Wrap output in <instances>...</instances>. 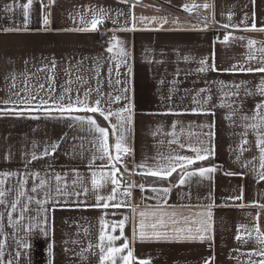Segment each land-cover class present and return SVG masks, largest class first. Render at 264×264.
<instances>
[{"label":"crops","instance_id":"0c3cea01","mask_svg":"<svg viewBox=\"0 0 264 264\" xmlns=\"http://www.w3.org/2000/svg\"><path fill=\"white\" fill-rule=\"evenodd\" d=\"M24 3L26 0H0V108L24 107L19 101L30 99L36 93L47 99L49 87L53 89V99L62 95L65 89L71 90L74 99L78 92L83 97L87 89L98 86L103 96L102 104L114 112L126 107L128 101L123 98L119 103L107 104L109 96L123 97L121 89L128 86L124 64L119 67L122 83H116V61L123 58L117 56V49L113 53L106 51L115 36L130 53L133 120L130 131H125V145L131 149L133 158L125 163L126 154L122 156L124 163L120 170L123 175H117L121 186L116 190V200L100 202L120 203L121 207H92L97 203V195L107 197L115 187L105 183L98 190L92 188V173L99 176L101 171L109 170L102 167L106 160L93 159L101 154L96 143L97 134L89 131L87 125L67 119L44 118L42 113H25L23 117L0 115V173H19L0 176L6 180L0 189L12 190L5 197L8 203L0 205V213L4 215L0 221V244L4 245L0 264H6L8 260L13 264H99V251L95 245L99 243L101 219L107 223L106 231L111 232L112 226L116 225V232L111 234L119 236L118 225L124 217L129 218L124 225L125 237L131 238L133 227L136 228V239L130 245L134 255L150 260L151 264H204L205 260L210 264H248L249 259L258 260L259 257H250L248 253L264 247L256 242L254 231L259 227L264 232V209L259 207L264 204V181L259 180L262 169L256 130L246 127L258 121L243 117L251 118L256 104L264 101V96L259 94L264 73L222 69L234 65L264 66V31L245 30L246 25L253 22V13L257 28L264 27V0H255V3L252 0H128L127 3L119 0H54L48 7L34 0L27 30L2 31L23 24V11L19 6ZM205 4L209 7L204 8ZM7 5H12V12L5 11ZM100 9L107 10L108 15L96 31L65 30L80 27L81 16L89 22L93 13ZM48 13L51 24L43 30L42 18ZM133 16L135 30H117L130 28ZM142 17L146 19L142 20ZM213 23L217 25L215 31L209 29ZM225 24L230 27L225 28ZM226 35L230 36L227 42L224 40ZM107 37L111 40L103 44L102 40ZM249 41H255V44L249 45ZM205 59L217 70L198 71L200 61ZM109 68H113L111 83ZM39 84H44L43 91L39 90ZM232 85L240 87L235 89ZM246 90L252 94L246 95ZM237 91L238 96L232 95ZM97 96L98 93L93 91L90 98L94 101ZM7 100L16 103L5 104ZM64 102L67 103V98ZM31 115L41 118L32 119ZM98 116L95 114L94 118L101 126L108 127V122L102 123ZM212 124L214 128H210ZM210 131L215 133L214 137L208 135ZM245 140L248 142L244 143ZM53 143L59 144L54 155L27 163L31 153L40 155ZM109 143H115L111 130ZM180 144L185 147L180 148ZM201 146H214L213 156L197 162L202 164L200 167H217L211 179L200 177L197 172L180 186H176L178 179L170 183H146L145 178L155 177L145 173L155 169L158 163H166L162 158L176 154L194 155L191 147ZM141 164L145 167H138ZM245 164L247 167L242 166ZM193 166L189 170L198 168ZM36 172L39 178L25 177V173ZM227 172L238 175H226ZM56 175L62 177L60 186L68 195L57 196L46 205L31 203L24 213L25 219L20 220L21 206L26 203L27 195L41 200L45 191L55 195ZM25 178L28 189L38 185L40 179L46 180L48 186L38 193L28 192L21 197V205L13 213L11 203L15 202ZM132 182L134 187L130 185ZM153 187H168L171 192L163 196L153 192ZM84 188L88 189L87 196L73 195ZM129 191L130 195L127 194ZM241 195L242 199H235ZM42 208L52 209L48 213L51 231L47 237L37 232L29 241L31 249L26 251L21 245L29 239L28 225L37 223L29 217L35 218L39 213L42 218L45 215ZM208 211L212 213V228L207 233L211 239L203 242L139 239L141 220L149 235L154 231L150 227L153 223L157 224L156 230L167 231L170 236L189 235L188 228H192L191 234L195 235L201 222L209 221ZM141 212L147 215L141 217ZM153 212L157 215H151ZM161 213L167 215L161 216ZM9 214L19 223L14 226L8 219ZM161 219L163 227L158 223ZM41 227L45 225L41 224ZM179 229L185 231L178 232ZM244 240L248 242L243 243ZM120 243L121 240L116 241L117 246ZM89 244L93 246L90 252L87 251ZM18 251L19 257L16 256ZM82 251L83 256L80 255Z\"/></svg>","mask_w":264,"mask_h":264},{"label":"snow or ice","instance_id":"6c2138e0","mask_svg":"<svg viewBox=\"0 0 264 264\" xmlns=\"http://www.w3.org/2000/svg\"><path fill=\"white\" fill-rule=\"evenodd\" d=\"M121 3H127L128 0H119ZM253 3H255V0H252ZM34 0H26V3L20 5L23 16H24V22L20 27H16L13 25L12 27H6L3 28L2 31L4 32H12V31H21V30H27V26L30 23V12L33 8ZM39 3L43 7H48V5H43V0H39ZM50 3H54V0H50ZM195 7V5H194ZM204 8L209 7V5L205 4L203 5ZM188 6H185V9L187 10ZM5 11L12 12L13 7L12 5H7L5 7ZM108 12L105 9H100L98 13H93V18L89 22H85L84 17L81 16L80 18V27H74L71 29H65L66 31H96L98 29V26L102 25L104 23L105 18L107 17ZM118 15H122V13H118ZM230 18V17H229ZM146 19V18H141ZM253 22L250 26L246 25V29L248 30H259L264 31V27L257 28V24L255 23V14L253 13ZM133 23L130 28H120L117 30L120 31H132L135 30V17H132ZM244 20L247 21L248 17L245 16ZM167 21H165L166 23ZM51 24L50 20V13L46 14L42 18V25L43 30H47L48 26ZM207 26V25H205ZM225 28L230 27L229 24L224 25ZM230 39L229 35H226L224 37L225 42H227ZM242 39V38H237ZM123 42L120 41L117 37H112L111 46L107 48L108 53H113L114 49H117V56L122 57L123 59H119L116 61V76L118 79L116 80L117 84L122 83V81L119 79L120 72L119 67L121 64L126 65L127 70V76H128V86L121 89V92L124 94L123 97L121 95H116L115 97L109 96L107 104L111 103H119L120 100L123 98L124 100L128 101L126 107L120 108L118 111H112L110 107L105 106L102 104L103 96L100 94V87L98 86L96 89H87L83 97L77 93L75 98L70 95L71 90L65 89L64 93L60 95L58 98L53 99L51 93L53 92V89L51 87L48 88L47 94L48 98L44 99L39 97V93H36L35 95H31L30 99H22L19 101L20 105H24V107H13V108H0V115L8 116V115H14L16 117H23L25 113H42L44 118H51V119H67L70 120L76 124L79 125H87L88 130L91 132H94L97 134L96 136V143L98 145V149L100 151L99 157H93V159H100V160H106V164L102 165V167H107L109 170L107 172L101 171L99 176L96 172L92 173L91 178V185L93 190H98L104 186L105 183H110L112 185H115V187L112 189L111 194H109L107 197L103 195H97L96 200L97 203L95 205H92V207H102L104 209L111 207L119 208L121 207L120 203L115 204H109L108 202L100 203L102 201H114L116 200V190L121 186V180L117 178L118 173L122 176L123 173H121L120 165L123 164L122 156L125 154H129L131 152V149L125 145V131H130V126L132 124L133 120V105L131 103V74H132V68L129 64L128 57L130 56V53H128L125 48L122 46ZM255 44V41H249V45ZM201 67L198 69L200 72H206L209 69L216 71L215 65L212 64L211 66L208 65L207 60H201L200 61ZM53 70L55 69V63L53 62ZM43 71L44 69H40ZM222 71L226 72H259L264 73V66L252 68V67H243V66H236L234 65L232 68L229 69H222ZM113 72V68L108 69V80L109 83H111V75ZM99 73V68H97V74ZM15 77L13 76V87H15L14 84ZM70 83V81H69ZM223 84V82H221ZM44 84H39L38 88L40 91L44 90ZM232 88L239 89L240 85H232ZM93 91H96L98 93L97 98L93 101L91 100V93ZM203 91V89L201 90ZM246 95H251L252 93L246 90ZM259 94L261 96H264V82L261 83L259 87ZM18 95V93H17ZM232 95H239V92H233ZM67 98V103H65V99ZM208 99H211L209 97ZM35 101H38V103H33ZM5 104L8 103H16L11 100L4 101ZM95 114H99L100 117L103 118L104 121H107L109 126L104 127L101 126V124L97 121L96 118H94ZM214 115V113H211ZM113 117H115V122H113ZM32 119H40V115H31ZM231 117H229L230 119ZM245 120L252 119L255 121H258L257 123H252L249 125H246V127L252 128L253 130H256L257 134V147L260 151V168L262 171L259 173V180L264 181V101H261L256 104L255 106V114L249 118L247 116L243 117ZM175 127V125H173ZM215 125L212 124L210 128H214ZM110 130L111 135L115 138V143L110 144ZM209 136L214 137V132H209ZM175 141H170V143H174ZM248 141L245 140L244 143H247ZM203 143V142H201ZM180 148H184L185 145L180 144ZM59 148L58 143H53L49 145L48 147H45L42 153L40 155H37L35 152L31 153L30 160L27 161V163H31V161H35L38 159H42L43 157L54 155L56 150ZM114 150V152H113ZM194 155H181L176 154L174 156H169L166 158H162L166 160V163H158L155 169H148V171L145 173L148 176L155 177L162 181H167L169 177L173 175V173H177L178 176V185H184L186 183L187 178L196 175L197 172L200 177H207L208 179L212 178L213 173H215L218 169L216 166L212 167H198L195 170H189L191 166L196 165L199 161H206L211 156L214 155V146L212 147H191L190 149ZM243 150V149H242ZM243 167H247V164L242 165ZM138 167H145V165H138ZM180 170L179 172L177 170ZM125 171H127V168H125ZM226 175H238V173L233 172H227ZM19 175V173L15 172H3L0 173V176L2 177H8V176H14ZM32 175L37 178H39V173H25V177ZM55 180L57 182L56 188H55V195L52 194L51 191H45L43 193L44 199H36L32 195H27L28 192L31 193H38V190L45 189L48 186V182L44 179H40V182L38 185L34 184L30 189L26 187L28 180L27 178L24 179L23 183L20 184V190L16 195V199L14 203H11V211L15 213L17 211V206L21 205V197H25L27 195V201L24 205L21 206L20 211V220L25 219L24 213L29 210V205L33 202H35L37 205H46L50 202V200L55 201L57 196L61 195H68L66 191H64L60 183L62 181V177L60 175L55 176ZM6 183V180L3 178H0V185H4ZM66 187V185H65ZM131 186H129L130 188ZM141 189H143V185L139 186ZM12 191L11 189H8L7 191L4 189H0V205H6L8 201L5 199L8 192ZM153 192H159L163 196H167L171 192V188L164 187L157 189L155 187L152 188ZM88 189L84 188L81 192H74L73 195L76 197H79L81 195L87 196ZM130 195V191L127 193ZM235 199H242V195L239 197H236ZM166 203V201H164ZM261 209H264V204L259 205ZM43 213L45 214L42 218H40L39 213L37 214V217H29V219H36L37 223L35 225L29 224L28 225V240H25L22 243V247L27 251L30 250L32 245L29 242L32 237L38 232L42 236H49V232L51 229L48 227L49 225V219H48V213L52 211V209L49 208H42ZM147 215L145 212H141L140 216L144 217ZM151 215L155 216L157 215L156 212L151 213ZM167 215V213H161V216ZM174 215V214H173ZM201 215H204L203 213ZM207 217L209 218L208 222H201V226L195 230L197 234L192 235L193 232L192 228H188L186 231L189 233V235L184 236H170L167 231H159L157 229V224L153 223L150 225V227L154 230L150 235L146 233L145 231V223L143 220H141L139 224V239L141 241H144L145 239H155V240H170V239H182V240H199L203 242L205 239H211L210 236L207 235V233L211 230L212 225L210 222V218L212 217L211 211H208L206 213ZM4 215L3 213H0V221H3ZM8 219L12 221L13 225L19 223V221L13 220L11 214H9ZM129 218L124 217L123 220L119 222V229H120V235H114L111 233L116 232V225H113L111 228V232L106 231L107 223L101 219L102 228L99 234V243L95 245L96 248H98L99 251V257L98 262L99 264H151V261L148 259H139L134 255L133 248L130 246L131 243L136 239L137 232L136 228L133 227V233L132 237H125L124 236V225L125 221H127ZM256 219H259V216L257 215ZM159 225L163 227L164 221L161 219L159 222ZM41 224L45 225V227H41ZM178 232H184L185 229H179ZM254 231L256 232V242L262 246H264V232H261L259 227H255ZM248 238H252V234L248 233ZM6 239V238H5ZM236 239L239 241L241 240V237L238 235ZM117 240H121L122 243H120L118 246L116 244ZM243 243H247V240L242 241ZM3 244H0V261H3L4 257V251H3ZM92 245L89 244L87 251H91ZM52 253V247L49 246V254L51 256ZM95 254V253H94ZM21 253L18 251L16 252V256L19 257ZM81 256H83V251L80 253ZM248 255L251 256H257L259 257L258 260H251L249 259L248 264H264V247L259 248L258 250H254ZM6 264H13L12 260H8ZM204 264H210L209 260H205Z\"/></svg>","mask_w":264,"mask_h":264},{"label":"trees","instance_id":"16d2710c","mask_svg":"<svg viewBox=\"0 0 264 264\" xmlns=\"http://www.w3.org/2000/svg\"><path fill=\"white\" fill-rule=\"evenodd\" d=\"M98 115V114H97ZM100 119H101V122L102 123H104V120H103V118H101L100 116H98ZM200 166H202V164H197V165H195V166H193V167H200ZM178 179V176H177V174L175 175V176H173L172 178H170V179H167V181H162V180H159V179H157V178H145V181H146V183H149V184H160V183H170V182H173V181H175V180H177Z\"/></svg>","mask_w":264,"mask_h":264},{"label":"built area","instance_id":"2783aa9c","mask_svg":"<svg viewBox=\"0 0 264 264\" xmlns=\"http://www.w3.org/2000/svg\"><path fill=\"white\" fill-rule=\"evenodd\" d=\"M49 2H50V0H44V4L45 5H48ZM216 27H217V25L215 23H213V24L210 25V28L209 29H211L212 31H215L216 30ZM110 40H111V37H107V38H105V39L102 40V43L103 44H107ZM132 158H133V154L132 153L126 154L125 155V163H127L128 161H131ZM130 185L132 187H134L133 182Z\"/></svg>","mask_w":264,"mask_h":264}]
</instances>
